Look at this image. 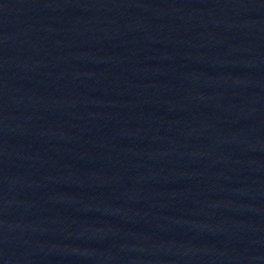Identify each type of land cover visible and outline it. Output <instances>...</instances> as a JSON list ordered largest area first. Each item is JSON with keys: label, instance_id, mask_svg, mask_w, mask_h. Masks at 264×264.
<instances>
[{"label": "water", "instance_id": "1", "mask_svg": "<svg viewBox=\"0 0 264 264\" xmlns=\"http://www.w3.org/2000/svg\"><path fill=\"white\" fill-rule=\"evenodd\" d=\"M0 264H264V0H0Z\"/></svg>", "mask_w": 264, "mask_h": 264}]
</instances>
